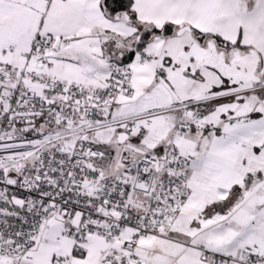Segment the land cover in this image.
Masks as SVG:
<instances>
[{
    "label": "snow or ice",
    "instance_id": "6c2138e0",
    "mask_svg": "<svg viewBox=\"0 0 264 264\" xmlns=\"http://www.w3.org/2000/svg\"><path fill=\"white\" fill-rule=\"evenodd\" d=\"M0 264H264V0H0Z\"/></svg>",
    "mask_w": 264,
    "mask_h": 264
}]
</instances>
